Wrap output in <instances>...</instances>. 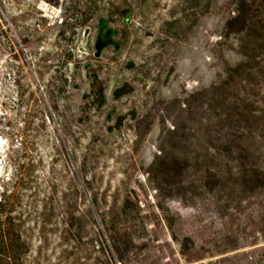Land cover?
Instances as JSON below:
<instances>
[{
    "label": "rangeland",
    "instance_id": "1",
    "mask_svg": "<svg viewBox=\"0 0 264 264\" xmlns=\"http://www.w3.org/2000/svg\"><path fill=\"white\" fill-rule=\"evenodd\" d=\"M236 1L0 0V196L21 186L28 264H262L264 193L207 185L232 109L264 148V75L225 85ZM101 18L119 49L97 58Z\"/></svg>",
    "mask_w": 264,
    "mask_h": 264
},
{
    "label": "trees",
    "instance_id": "2",
    "mask_svg": "<svg viewBox=\"0 0 264 264\" xmlns=\"http://www.w3.org/2000/svg\"><path fill=\"white\" fill-rule=\"evenodd\" d=\"M47 2L59 6L60 0ZM235 8L234 15L225 22L224 37H239L236 45L241 60L239 64L226 69L225 85L233 90L244 87L250 97L249 93L264 75V0H237ZM108 25L107 20L98 19L97 34H114ZM11 50H15L14 46H11ZM93 78L96 79V76ZM97 93L99 104H102L103 89L99 88ZM128 94L126 87H122L115 92L114 98L119 100ZM243 110L242 112L241 109L234 108L228 115V134L224 136L222 143L226 152L215 153L214 160L217 165L212 172H208L207 185L217 197L225 194L231 178L237 181L238 188L235 191L238 190L239 195L264 193V167L261 165L264 148L259 135L262 128L252 123L254 111L249 105ZM237 112L241 113L236 114ZM239 130L247 134L239 135ZM20 187L17 185L14 190L4 191L0 196V264L29 263L31 245L29 230L26 228L28 217L16 211ZM258 225L261 228L259 234L262 235L264 219H259ZM177 242L184 254L195 248V242L190 237ZM262 258L260 262L264 264V257Z\"/></svg>",
    "mask_w": 264,
    "mask_h": 264
},
{
    "label": "water",
    "instance_id": "3",
    "mask_svg": "<svg viewBox=\"0 0 264 264\" xmlns=\"http://www.w3.org/2000/svg\"><path fill=\"white\" fill-rule=\"evenodd\" d=\"M85 34H87V31ZM114 34H110V33H106V32L102 35L97 34L96 46H95V48H96L95 57L99 58L101 53L106 48H109L110 46H114L117 50L119 49L118 45L113 41V38L115 36Z\"/></svg>",
    "mask_w": 264,
    "mask_h": 264
}]
</instances>
